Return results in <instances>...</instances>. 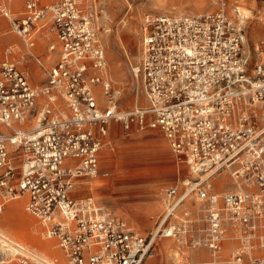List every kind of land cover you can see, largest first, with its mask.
<instances>
[{"label":"built area","instance_id":"built-area-1","mask_svg":"<svg viewBox=\"0 0 264 264\" xmlns=\"http://www.w3.org/2000/svg\"><path fill=\"white\" fill-rule=\"evenodd\" d=\"M212 3L216 9L200 15L143 19L133 72L147 104L121 111L92 17L95 0H0V213L24 198L65 264H142L157 235L181 236L190 226L187 219L185 227L165 224L188 198L207 204L208 228L198 243L214 259L233 241L229 264H264L253 253L264 247V41L252 65L238 8ZM6 32L23 46L6 44ZM19 53L43 70L44 85L31 83ZM114 123L161 131L195 175L167 188V214L151 237L92 198L73 196L79 180L100 175ZM223 171L260 190L224 193L219 206L205 183ZM10 237L0 233V264H58Z\"/></svg>","mask_w":264,"mask_h":264},{"label":"rangeland","instance_id":"rangeland-1","mask_svg":"<svg viewBox=\"0 0 264 264\" xmlns=\"http://www.w3.org/2000/svg\"><path fill=\"white\" fill-rule=\"evenodd\" d=\"M227 3L231 8L237 7L242 16L244 47L250 52L253 65L260 60L256 49L264 41V0H227ZM94 5L92 17L105 49L109 79L113 87L122 92L117 102L121 111H132L137 105L147 104L142 95L141 81H137L133 72L141 60L143 19L148 15H200L216 9L212 0H95ZM5 26V29L10 28L7 22ZM9 34L11 32L5 33V35ZM7 38L9 37H4ZM11 40L20 48L23 46L19 37L15 36ZM43 55H45L43 50L37 54L41 59ZM16 58L23 61L21 53ZM44 60L46 61V57ZM56 60L57 56L52 54L51 59L46 63L51 66ZM23 63L25 67L23 68L22 64L20 66L26 73L30 71L31 83L34 86L44 85L46 76L38 64L28 57ZM115 68L120 71L119 77L115 74ZM36 74L40 75L37 81ZM259 121L260 127H264V119ZM110 138L112 144L108 145L101 154L100 175L89 179L81 193L76 196L83 199L92 198L115 216L123 218L134 231L144 237H151L167 214V188L177 183L180 185L184 180H193L195 175L187 164L178 163L165 136L157 129L126 131L120 123H114ZM92 182L96 185L100 183L95 191L96 195L90 191ZM205 184H210V193H217L219 201L227 192L260 190L254 183L236 179L229 171L217 173ZM262 193L264 195V191ZM12 204L13 202L7 205L0 215L5 214ZM198 204L201 206V203H195V207L190 204L191 210L188 216L180 210L168 218L166 226L173 222L184 226L187 220L190 226H187L181 236L157 235L142 264H177L175 253L179 255L178 261L182 260L179 264H229L232 252L238 245L237 242L227 241L217 259H214L206 246L198 243L199 239L205 236L208 228L206 208H197ZM153 206L158 207L156 214H151ZM219 206L222 207L221 201ZM19 209L22 215H28L30 220L36 223V227L43 231L39 221L26 212L24 204H21ZM226 224L233 235L236 229L229 220ZM0 231L21 241L4 226H0ZM262 231L264 234V222ZM253 253L264 256V247H256Z\"/></svg>","mask_w":264,"mask_h":264},{"label":"bare ground","instance_id":"bare-ground-1","mask_svg":"<svg viewBox=\"0 0 264 264\" xmlns=\"http://www.w3.org/2000/svg\"><path fill=\"white\" fill-rule=\"evenodd\" d=\"M3 24L5 25V23H3ZM8 37L9 38L4 39V42H6V44L15 43L18 46V44L16 42H13L11 40L12 38L15 37L14 35H8ZM37 50L38 51L43 50L41 43H39ZM135 71H136V69H135ZM115 74L118 77L120 76V71L117 68H115ZM38 77L39 76H36V78H38ZM110 82H112V81H110ZM112 87H113V85H112ZM115 94H116L115 97L117 98L119 95L122 94V92L120 91V89H115ZM137 102H138V100H137ZM240 188H242V187L240 186ZM96 189H97L96 184L92 183V185L90 187V191L95 194ZM21 204H24V207H25V199L24 198L13 201V204L7 208L8 211L5 214L0 215V226L6 227L12 235L17 237L19 240H21L25 244H27V245H25L22 242H17L20 245L25 246L26 248H30L28 246V245H30L31 247H33L32 248L33 250H35L37 253L41 254L44 258L49 259L51 263H52V261H54L53 259H56L58 261V264H65L63 254L60 251V249L58 247H56L54 240L46 238L45 234H44V229H43V231L42 230L40 231L38 226L36 227V223L33 220H30L28 215H25V214L22 215V213L20 212V209H19ZM197 208H200L199 204L197 205ZM0 233L7 235L4 232H0ZM10 238H12V237H10ZM35 248L45 252L48 256H50V258L47 257V255H45L44 253L37 251ZM178 258H179V255L175 253V261L177 262V264H179L182 261V260L178 261Z\"/></svg>","mask_w":264,"mask_h":264},{"label":"crops","instance_id":"crops-1","mask_svg":"<svg viewBox=\"0 0 264 264\" xmlns=\"http://www.w3.org/2000/svg\"><path fill=\"white\" fill-rule=\"evenodd\" d=\"M6 24V23H5ZM36 76H40L39 74L37 75L36 74ZM36 76H35V80L37 81V79L38 78H36ZM31 79V78H30ZM33 79H34V77H33ZM34 80H32V82H33ZM112 127H113V125L111 126V129H112ZM111 129H110V131H111ZM112 144V142H111V138L109 139V144L108 145H111ZM101 154H102V152H101ZM101 154H100V163H101ZM87 181H90L89 179H81V180H79L78 181V183H77V186H76V188H75V191H74V193H73V196L75 197V198H77V196H76V194H80L81 193V191H82V189L84 188V186L86 185V182ZM93 183V182H92ZM100 186V183L99 184H97L96 185V187L98 188ZM169 188V187H168ZM77 199H82V198H77ZM195 203H201V206L200 207H205L206 208V206H207V204L205 203V202H202V201H197V200H193V199H187L186 201H185V203L182 205V207L180 208V210H183L185 213H187V215H190V204H193L194 205V207H195ZM158 207H156V206H153L152 207V213L151 214H156V209H157ZM109 210V209H108ZM179 210V211H180ZM110 211V210H109ZM178 211V212H179ZM27 212V211H26ZM111 212V211H110ZM28 213V212H27ZM113 213V212H112ZM123 219V218H122ZM39 221V220H38ZM39 223H40V221H39ZM18 241V240H17ZM19 242H21V241H19ZM23 244H25L24 242H22ZM56 244V243H55ZM25 245H27V244H25ZM57 247V246H56ZM37 250V249H36ZM37 251H39V249L37 250ZM39 252H42V253H44L45 255H47L45 252H43V251H39ZM47 257H49L50 258V256H48L47 255ZM55 257V256H54ZM53 257V258H54ZM52 258V257H51Z\"/></svg>","mask_w":264,"mask_h":264}]
</instances>
